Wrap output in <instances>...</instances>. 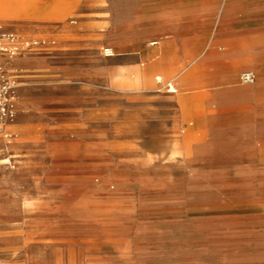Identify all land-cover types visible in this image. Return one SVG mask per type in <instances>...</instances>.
Returning a JSON list of instances; mask_svg holds the SVG:
<instances>
[{
	"label": "rangeland",
	"instance_id": "1",
	"mask_svg": "<svg viewBox=\"0 0 264 264\" xmlns=\"http://www.w3.org/2000/svg\"><path fill=\"white\" fill-rule=\"evenodd\" d=\"M125 6L139 7L140 0L0 1V27L27 31L0 30L19 38L18 57L41 54L38 38L52 30L57 41L82 46L69 52L59 106L51 104L44 82L12 75L21 106L9 126L22 124L0 135V202L14 208L2 211L0 238L23 246L29 264H264V171H179L141 153H155V146L115 147L106 140L94 149L49 134L60 125L76 131L82 123L108 129L115 109L124 119V99L109 93L103 49L115 46L108 45L109 16ZM96 70L99 82H93ZM56 108L68 114L56 115ZM70 143L82 149L81 157L47 153Z\"/></svg>",
	"mask_w": 264,
	"mask_h": 264
},
{
	"label": "crops",
	"instance_id": "2",
	"mask_svg": "<svg viewBox=\"0 0 264 264\" xmlns=\"http://www.w3.org/2000/svg\"><path fill=\"white\" fill-rule=\"evenodd\" d=\"M21 28L17 24L12 31L0 30L24 35L27 31ZM107 29L108 45H115L110 46L115 56L109 57V93L124 99V119L115 109L108 129L82 123L76 131L60 125L49 134L94 149L106 140L115 147L155 146V153H141L179 171H264V0H140L139 7L125 6L120 15L111 14ZM56 37L53 30L39 36L42 53L19 57L14 73L44 82L51 104L59 106L65 96L58 89L71 72L69 52L82 46ZM245 71L255 74L253 84L239 82ZM99 80L96 70L93 82ZM166 84L176 91L168 92ZM53 113L65 115L68 110L56 108ZM21 124L8 125L6 131ZM54 152L82 155L76 143L47 148L48 154ZM1 166L0 197L5 194ZM77 170L85 172V166ZM5 205L0 202V221L2 211L14 210ZM22 250L14 240L0 238V264H29L31 254Z\"/></svg>",
	"mask_w": 264,
	"mask_h": 264
},
{
	"label": "built area",
	"instance_id": "3",
	"mask_svg": "<svg viewBox=\"0 0 264 264\" xmlns=\"http://www.w3.org/2000/svg\"><path fill=\"white\" fill-rule=\"evenodd\" d=\"M19 44V38L14 34L0 31V135L5 132V128L13 121L18 101V85L5 68L2 59L17 56L21 52ZM103 55L109 57L111 54L107 48H104ZM255 79V74L251 71H245L239 75L241 84H253ZM157 82L159 83L160 79H157ZM165 87L170 93L176 91L172 84H166Z\"/></svg>",
	"mask_w": 264,
	"mask_h": 264
},
{
	"label": "bare ground",
	"instance_id": "4",
	"mask_svg": "<svg viewBox=\"0 0 264 264\" xmlns=\"http://www.w3.org/2000/svg\"><path fill=\"white\" fill-rule=\"evenodd\" d=\"M110 52V56L109 57H113L114 56V50L110 47L107 48ZM19 57L18 56H10V57H6V58H3L2 59V62L5 66V68L10 72L11 76L13 75L14 73V63L16 62V60L18 59ZM25 65V64H24ZM16 106H17V103H16ZM4 136L7 138L9 137V135L7 134H4Z\"/></svg>",
	"mask_w": 264,
	"mask_h": 264
}]
</instances>
